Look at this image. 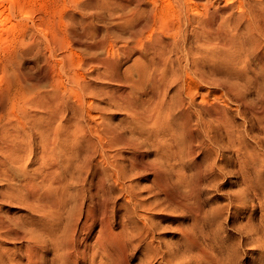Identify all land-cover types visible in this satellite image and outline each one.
Segmentation results:
<instances>
[{"label":"rangeland","instance_id":"1","mask_svg":"<svg viewBox=\"0 0 264 264\" xmlns=\"http://www.w3.org/2000/svg\"><path fill=\"white\" fill-rule=\"evenodd\" d=\"M2 11L4 219L50 234L63 224L71 188L43 208L42 171L68 184L57 163L84 153V140L108 145L105 124L136 147L109 144L94 176L124 247L114 239L106 256L93 245L94 261L77 264H264V0H0ZM87 82L96 95L83 97ZM243 90L254 110L236 98ZM39 126L54 146L41 148ZM26 255L25 238L0 234V264ZM55 257L43 264H63Z\"/></svg>","mask_w":264,"mask_h":264},{"label":"bare ground","instance_id":"2","mask_svg":"<svg viewBox=\"0 0 264 264\" xmlns=\"http://www.w3.org/2000/svg\"><path fill=\"white\" fill-rule=\"evenodd\" d=\"M0 18L6 19L7 14H5L3 11L0 12ZM259 18L260 20L262 19V17H259ZM258 21H257V24H258ZM261 27L262 25L259 27V30L262 32V34H264V31H262ZM0 28L1 30L3 29L5 32L10 31L9 27L0 26ZM96 45L100 46L101 44L98 43ZM154 53H157V52L155 51ZM98 63L103 66L104 70H106L108 67L111 66L110 65L111 62L105 59L101 62L99 61ZM111 78L116 79L114 75H111ZM71 81H74V80L71 79ZM80 90H81L83 97H84V90H87L89 96L96 95V92L90 87L88 82L84 84V86H81ZM101 92L104 93V90L101 89ZM235 94L237 95L236 98L238 99L239 103L244 104L249 109L252 108V106L250 107L248 105V102H246L247 99L244 94V90L241 91L240 93H235ZM118 95L122 96V93L120 92ZM58 97H60L59 94H58ZM262 104H264V102H262ZM42 107L45 109V112H46V106L42 105ZM89 107H91V109L93 108L92 100L89 101ZM95 109L98 110L97 107H95ZM100 109L102 110L101 107ZM140 114L142 113L140 112ZM53 116H54V113L48 117L46 115V119H44L45 122L47 121V119L51 120ZM87 125L86 126L89 127V124ZM37 129L40 135L44 134V131L45 132L47 131L48 133V134H45L46 137L42 138V141L44 142L43 145L41 146L42 149H46L49 146L55 145V140H52L49 130H47V126L46 127L39 126ZM79 133L80 134L78 135L82 136V138L84 139L85 130L83 129L82 133L80 131ZM97 133L98 135L104 138L105 143L115 145L114 142H116L117 143L116 145H120V146L123 145V147L124 146L128 148L135 147L133 141L129 140L131 139V137L125 136V134L117 131L113 126L103 124L102 127H100V131ZM100 142H101L100 140L96 142L91 139H89L88 141L84 140V145L87 146L84 153H83V150L80 151L79 149H76L78 154L76 153L75 155H72V156L70 155L68 158H64L62 163H57V164H61V167H62L61 169H62L63 174L66 176H69L68 184L64 182V180H62L60 177L52 176L51 173L45 170L42 171L43 180L44 182H46L47 187L51 188L50 190L52 192L50 194L43 193V198L46 199L47 201H44V203L41 206L45 209H48V208L55 209L58 207L57 201L62 196V191L58 189L59 187H63L65 189L67 187L71 188V191L65 192V196L69 200H72V202L74 203V207H71V206L69 207L66 220L63 224L60 225L58 223L60 221V218H57L56 222L53 223L54 230L51 234L50 232L48 233V231H39V232L34 231L33 227H28L26 225L23 226V224L21 225L19 221L14 222L13 219H11L10 221V220L4 219L2 215H0V234H5V235L9 234L14 237L21 236L25 238L26 251L28 252V256L26 255L28 257V261H27L28 264H43L45 262L44 255L47 252L54 253V255H56L55 259L57 258L56 260H58V258H60L63 264H77L79 260L78 258L83 259V257H87L92 262L94 261L95 257L98 256V251H97L98 249H94L93 245H96L97 248L102 250L103 254L107 256L106 251H108V247L112 245L110 244V242L114 239L117 242L119 236L117 234H113L112 232L111 224L109 223V219L107 217V214L105 213L106 209L103 208V210L105 211L104 212L99 207L105 204V200H104L105 193L98 196L99 190L101 189L100 187L101 184L103 185L106 182L105 178L104 177L103 179L95 178L97 181L94 180V176H96L97 173H102V171L104 172V169L106 167L105 165L97 166V164H99V161L101 159H104L106 162L108 163L110 162L108 158L109 156H107L105 152L109 144L104 145ZM111 148H113V146ZM21 152L22 150H20V153ZM20 156L21 155H19L18 159H22V157ZM47 158H49L50 162L55 164L51 156ZM112 164H114V162H112ZM112 174L115 178L118 177L117 173H112ZM107 176H111V174L106 175V177ZM46 179H48V182L46 181ZM33 194L34 192H32L29 195H28V192L25 194V196L27 195L29 196L28 201L32 202L34 201L32 199H36ZM86 194L88 195L87 200H86ZM249 229H252V227L249 226L248 230ZM243 234L245 235L248 234L247 229L243 231ZM94 235H95V238L93 240L94 242L87 241L83 243L82 247L80 248L79 239L89 240V238H91ZM118 241H119L118 242L119 244L116 243L118 245L117 247L122 250L124 247V245H122L123 242L121 243L120 240ZM262 251H264V249H262ZM57 252L60 253L59 254L60 257H57ZM120 254L122 253L120 252ZM49 261H51L52 263L53 260L51 259ZM210 263H213V262H210Z\"/></svg>","mask_w":264,"mask_h":264}]
</instances>
